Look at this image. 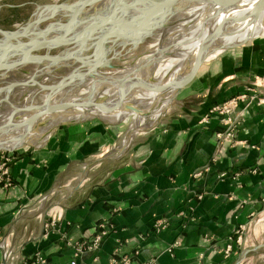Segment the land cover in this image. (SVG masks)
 I'll return each mask as SVG.
<instances>
[{
	"label": "crops",
	"instance_id": "crops-1",
	"mask_svg": "<svg viewBox=\"0 0 264 264\" xmlns=\"http://www.w3.org/2000/svg\"><path fill=\"white\" fill-rule=\"evenodd\" d=\"M238 97L236 137L220 143L227 118L210 111ZM173 100L119 157L124 133L107 122L135 121L116 113L12 151L0 264H236L264 211V35L208 59Z\"/></svg>",
	"mask_w": 264,
	"mask_h": 264
},
{
	"label": "bare ground",
	"instance_id": "bare-ground-1",
	"mask_svg": "<svg viewBox=\"0 0 264 264\" xmlns=\"http://www.w3.org/2000/svg\"><path fill=\"white\" fill-rule=\"evenodd\" d=\"M123 1H127L129 7L126 10L123 9L121 11L122 15L124 13L126 14L123 16L124 20L121 22L122 24L117 30H112L115 33L107 40L104 53H101V49L98 47V43L102 37L108 34V31L97 33L87 42V44L79 54L80 56H86L90 59L102 57L103 63L97 64L92 67H84L77 62H67L59 64L43 62L39 63L38 65H33V67L37 66V69L29 73L28 77H26L23 81H14L11 83H9L10 80L4 81L8 84L3 83V86H5L6 88L5 91L0 92V124L7 122L14 107H23L31 104L32 102L35 103L37 101H43L44 99H48L51 102H58L60 100L85 98L90 94L98 96V90L100 88H98V85H96V80L102 75L105 77L104 79L107 78L108 72L102 71V69H109V67H103V65H105L107 61L112 60L108 58V52H117L113 53V57L116 58V56L119 55L118 52L120 53L121 49H123L125 45H128L126 43L127 41L124 38L131 36V33H133L135 38H137L138 43L139 41L147 39L148 35L152 34L150 31H154V29H150L152 23V27H154L156 25V22L160 20H162L161 23H166L170 20V23H172L174 19H179V25L177 26V28L179 31L185 29V32L182 31L180 37L177 39H175V37L173 36L174 40H172V46L166 45V47H164L165 49H159L158 52L154 54V56H152L153 54H151L153 52H150V54H145L146 59H144L146 60V62L148 61L147 59H152V63L144 64L145 68L142 67L144 70L141 68L142 70L140 72H137V75L140 77H143L142 75L146 76L143 77L145 79H149L152 76L155 80L154 82L156 83H168L176 78L179 74L191 69L192 65L196 61L201 44L205 39L209 37L210 34L215 31V29H218L228 18L239 17L244 14L252 13L259 0H239V2H237L235 5L228 7L211 4L207 0H202L199 2L181 1L175 4L176 6L171 9H177L175 12H169V15H166L164 17L163 14L160 13V11H153L154 14L150 12L151 9L153 10L156 8V1ZM163 1L167 2L168 0H160L158 1V3H162ZM103 3L104 7L102 8V10L100 9V11H86L83 9L86 13H88L87 18L83 17V19L74 20L73 17L68 18V16L64 15L62 16V18L65 17V19L69 22H48L46 23L47 29H42V27L40 29H37L30 38L47 40L56 36H69L78 34L86 27L90 19L93 20L99 15H102L103 13L108 11L109 2L104 1ZM44 7V5L39 7L36 12L39 14L40 10H43ZM81 13L83 12H76V15ZM138 15L140 17H137ZM118 17H120V13L118 14ZM30 22L32 23H30L29 27L34 24L32 20ZM69 23H71L70 26ZM21 28L24 27H16V29ZM37 32L39 33L38 35L36 34ZM138 34L139 37L137 36ZM263 35L264 8L256 20L252 21L248 19L243 22H229V24H227L225 32L220 37L212 41L209 52V59L221 53L222 47H226L230 44L248 42L256 37ZM5 41L7 40H4V43L7 46L11 45V43H15L12 41ZM18 41L22 42L25 40ZM18 41H16V43ZM44 52L45 51L37 53ZM60 52L61 51L59 50V53ZM214 54L216 55L213 56ZM22 56L23 54L20 52H12L7 56L6 59L13 60L16 58H21ZM52 65L55 68L51 69L49 73L47 70H50V66ZM80 66L81 69H79ZM135 66L141 67L139 63L135 65L129 64L125 67L120 66L119 69H121L122 72L113 73L111 75L110 78L113 79V81L110 83L111 85L107 83L101 84L100 95H107L111 100L117 99V97H119L120 95L119 82H117L119 81L118 78L121 75L131 73L134 70ZM91 69H93L91 73H93L95 70L96 72H94L93 75H87L84 78L82 82L83 84L81 86L75 85L74 81H69L68 79H66L67 76L75 74L76 71H80L76 74L77 76H79L80 73L86 74ZM13 70H19L20 73L22 71V69ZM11 71L12 70H9V72ZM5 72L8 71L0 72V82L4 79L3 76ZM53 77H55L56 80L53 79V81ZM155 78L165 79H162L161 81ZM24 81H31V85L17 86L14 88L11 87V85L14 83H21ZM33 81L37 83L36 86H34ZM49 82L52 83L49 84ZM113 82L116 83L114 84ZM40 86H49L51 88L53 87L54 89L49 88L47 90H42ZM57 87L59 88L55 89ZM13 95L16 96V99L12 98ZM173 95V89L165 94H156L147 91H135L128 97V100L132 101V103H134L135 105L137 104L143 106V112L137 113L126 108H120L116 111L111 112L120 115L122 119L134 117V121L136 123L135 124L133 122L131 124L130 134L124 135L126 138H123L122 145L114 149L115 151H119V153L117 154L118 157L129 151L128 146L131 145L132 139L135 135L141 132H148L165 117L168 109L173 104L174 100H170ZM105 114L107 113L101 112L98 113V116H103ZM30 115L31 113L28 112L18 114L15 117L14 122H24ZM153 116H155L153 122L148 124V119ZM89 118L90 117L83 115L77 110L45 117L42 119L41 124H39V128L37 130L35 129V131L27 133L24 138H20L23 133L22 131H20V129L13 133L10 132L9 136L0 135V149H14L29 145L35 146L37 148L42 147L51 138L56 127L64 123L79 122ZM143 120H146L147 125H141L140 122H142ZM110 154L111 152L108 153V155ZM46 210L48 213V209Z\"/></svg>",
	"mask_w": 264,
	"mask_h": 264
},
{
	"label": "water",
	"instance_id": "water-1",
	"mask_svg": "<svg viewBox=\"0 0 264 264\" xmlns=\"http://www.w3.org/2000/svg\"><path fill=\"white\" fill-rule=\"evenodd\" d=\"M96 1H108V11L103 13L102 15H99L95 19H90L86 25V27L78 34L74 35H62V36H56L51 39L47 40H38V39H32L30 36L34 34V32L37 29H40L46 22H48L51 18L54 16H68V18H71L75 16L76 12L82 11L83 9H86L87 7H90L94 4ZM139 1H155V0H139ZM181 1H188V2H196V1H202V0H168L166 3L163 1L162 3H157V6L155 9H151V13L153 11H160L161 14H163V17L166 15H169V12L173 13L177 9L171 10L175 4L181 2ZM211 4H215L222 7H228L233 6L239 0H207ZM127 1H119V0H77L75 2H63V3H51L45 5L43 10H40L38 17L36 18L34 24L29 27L31 22H28L24 28L21 29H12V30H5L0 27V36L2 39H0V72L9 71L13 69H22L23 67H27L30 65H36L43 62L53 63V64H59V63H67V62H77L78 64L84 66V67H92L97 64H102V57H96L93 59H90L86 56H80L81 50L84 48V46L87 44V42L94 37L97 33L108 31V34H106L104 37H102L98 43V47L101 49V53H104L105 44L107 40L115 33L112 30H117L119 26L122 24L121 22L124 20V15H122L121 11L123 9H127L128 6ZM264 8V0H259L250 14H244L239 17H232L226 19L224 23L218 28L215 29V31L209 35L207 39L203 41V43L200 46L198 56L196 58V61L192 65L191 69L188 71H184L183 73L179 74L176 78H174L172 81L168 83H156L152 82L149 79H145L143 77H140L137 75V72L140 71L141 67H136L131 73L121 75L117 82H119V88H120V95L117 97V99H109L107 101L98 102V97H101V84H110L113 79L112 78H106L102 75L99 77V79L96 80L98 85V96H95L94 94H90L85 98H78V99H69V100H60L58 102H51L48 99H44L43 101H37L32 102L29 105L21 106V107H14L10 118L7 120V122L0 124V135H10V132H15L20 129L22 131V135L20 138H24L27 133H30L32 131L37 130L39 127V124H41V121L43 118L57 115L60 113H67L70 111L77 110L81 112L83 115L87 117H98V113L106 112L111 113L113 111H116L120 108H126L131 111H135L137 113L143 112L140 107H138L135 104H132L131 101L128 100V97L134 93L135 91H147L152 92L156 94H165L169 92L171 89L174 90V95L170 99L172 100L176 94L177 91H179L181 88L188 85L196 76L199 68L202 66L204 62H206L209 59V52L212 45V41L214 39H217L220 37L226 30L227 24L229 22H243L245 20H256L259 14L262 12ZM73 13H75L73 15ZM107 13V14H106ZM120 13V17H118V14ZM156 13V14H160ZM154 14V13H153ZM135 22V21H134ZM162 20L156 22V28H158L159 25H161ZM164 23V22H163ZM71 23H69V26ZM153 23L150 26V29H152ZM47 29V28H46ZM149 29V30H150ZM26 41H18V40H24ZM29 38V39H28ZM18 41L14 44L11 43V45H5L4 40L10 41V40ZM5 41V42H7ZM9 43V42H8ZM247 42L243 43H237V44H230L226 47L221 48V52L239 47L241 45H244ZM54 49H61L60 53L58 54H51L52 50ZM45 51L44 53H37ZM12 52H20L23 54L21 58H16L13 60L6 59L7 56ZM103 67H114L111 65V61H107ZM81 69V66L79 67ZM93 69L89 70L86 74L80 73L79 76L76 74L80 71H76L75 74L69 75L66 77L69 81H74L75 85L81 86L83 83L84 78L87 75H93L96 70L92 72ZM34 86L37 85L35 81H33ZM114 83V82H113ZM116 83V82H115ZM114 83V84H115ZM30 86L31 81H24L21 83H14L11 85V87H17V86ZM111 85V84H110ZM42 90H47L51 87L49 86H40ZM60 87V86H59ZM59 87L55 88L58 89ZM96 87V86H95ZM94 87V88H95ZM5 86L0 87V92L5 91ZM51 89H54L53 87ZM31 113V115L26 119L24 122H14L15 117L18 114L22 113ZM99 118V117H98ZM130 131V129H129ZM15 134V133H14ZM17 149V148H14ZM4 150H13V149H0V152ZM264 248V245H260L257 247H254L252 249H247L243 252L240 259L237 261L236 264H239L240 261L249 253L253 251H259Z\"/></svg>",
	"mask_w": 264,
	"mask_h": 264
},
{
	"label": "rangeland",
	"instance_id": "rangeland-1",
	"mask_svg": "<svg viewBox=\"0 0 264 264\" xmlns=\"http://www.w3.org/2000/svg\"><path fill=\"white\" fill-rule=\"evenodd\" d=\"M75 1H77V0H0V27L5 29V30L16 29V27H20V26L25 27V25L30 20L35 22V20H36L35 18H37L39 15L36 12L39 7H41L43 5L51 4V3H63V2H75ZM155 1L158 2L160 0H155ZM103 2L104 1H96V3L94 2V4L92 6L87 7L90 9H84V10H86V11L99 10L100 11V9L102 10V8L104 7ZM84 10H82L83 13H81V14H77V15L75 14V16H73V19L78 20V19H83V17L87 18L88 13H86ZM61 19L66 20L65 17L62 18V16H54L48 22L53 21V22L58 23V21H60ZM170 21L169 22L167 21L166 23H162L161 25L158 26V28H156V25H155L152 28V29H154L155 32L150 30L152 34L148 35L147 39L139 41L138 43H137V38H135L133 33H131V36L126 37L127 39L124 38L127 41L126 43L128 45L127 46L125 45L123 47V49H121L120 53L118 52L119 55H117L116 58L113 57L114 56L113 53H117V52H114V51L111 53L108 52V58L112 59L111 65H113L114 67H110L109 69H102V71L108 72L109 76L107 75V78L111 77V75L113 73L122 72V70L119 69L120 66L125 67L129 64L135 65V64L139 63L140 66L145 68L144 64L152 63V59H147L149 62L148 61L146 62L145 54H150V52H153L151 54H153L152 56H154V54H156V52H158L159 49H165L164 47H166V45L172 46L171 43L173 42L172 40H174V37H175V39L179 38L181 32L182 31L185 32V29H182L180 31L178 30L177 26L179 25L178 24L179 19H174L172 21V23H170ZM48 22H46V23H48ZM46 23H45V25H46ZM36 34L38 35L39 33L37 32ZM137 36L139 37V34ZM0 38H1V36H0ZM24 40H27V38ZM10 41L14 42V40H10ZM156 48H157V51H156ZM59 50H61V49H54V50H52L51 54H54V55L58 54ZM149 58H152V57H149ZM36 65H38V64H36ZM35 67H33V65L23 67L21 73L19 70H12L11 72H9V71L5 72L4 76H3L4 79L0 82V87L3 86V83L8 84V83H5L4 81L10 80L9 83L14 82V81H23L26 77H28L29 73H31L37 69V66H35ZM136 67H138V66H135L134 69H136ZM54 68L55 67L52 65V66H50V70H47V71L50 73L51 69H54ZM142 69H140V71ZM142 76L146 77L144 75H142ZM15 77H17V78H15ZM16 79H18V80H16ZM53 79L56 80L55 77H53L52 80ZM155 79L162 80L165 78H155ZM149 80L152 82L155 81L152 76L149 78ZM50 83H52V82H49V84ZM18 90H20V89H18ZM14 95H16V94H14ZM14 95L12 98L16 99V96H14ZM109 99H110L109 96L103 95L101 97H98L97 101L103 102V101H107ZM131 103H132V101H131ZM132 104H134V103H132ZM137 106L140 107L141 109H143V106H141V105H137ZM95 118L99 119V120L101 119L98 117H95ZM105 122H107V121H105ZM131 122H132V119L129 118L127 121H120L117 123H112V122L111 123L107 122V123H109L110 125H114V126L119 127V130H122L124 135H129L130 134L129 129H130ZM57 128L58 127H56L54 129V132ZM124 135H123L122 139L126 138ZM26 148L35 149L37 147L29 145V146L20 147V148L13 149V150H4V151H17V150H24ZM241 233H244V235L243 236L241 235L238 237V243H239L238 260L240 259V257L242 256V254L245 250L252 249L256 246L264 245V211L262 213H260L259 215H257L251 221L250 225L246 229L241 230ZM239 264H264V248L259 250V251H253V252L247 254L240 261Z\"/></svg>",
	"mask_w": 264,
	"mask_h": 264
},
{
	"label": "built area",
	"instance_id": "built-area-1",
	"mask_svg": "<svg viewBox=\"0 0 264 264\" xmlns=\"http://www.w3.org/2000/svg\"><path fill=\"white\" fill-rule=\"evenodd\" d=\"M245 98V96H243ZM241 98H234L229 102H226L222 105L216 106L213 108L210 113H218L221 116H224L227 118L228 123V129L225 133H221L218 135L220 139V143L223 141H232L236 137V129H237V120H232L231 117H233V112L236 110L239 101ZM207 119V118H206ZM12 151H2L0 152V183H5V186L9 187L12 185V178L10 176V163L13 161L14 157L11 154ZM158 226L161 228L162 222L158 224ZM103 231L102 234L105 235L108 233L107 225H102ZM113 228V226H112ZM102 237H96L93 243L88 247L89 250H95L99 247L101 243ZM80 251H82L81 248H79ZM5 257L8 258L9 254H5ZM44 263V262H40ZM71 264H76V261H73Z\"/></svg>",
	"mask_w": 264,
	"mask_h": 264
},
{
	"label": "flooded vegetation",
	"instance_id": "flooded-vegetation-1",
	"mask_svg": "<svg viewBox=\"0 0 264 264\" xmlns=\"http://www.w3.org/2000/svg\"><path fill=\"white\" fill-rule=\"evenodd\" d=\"M45 6V5H44ZM86 9H90V8H86ZM134 16V15H133ZM137 17H140L139 15L137 16ZM31 21V20H30ZM29 21V22H30ZM58 22H64V23H66V22H69V21H67V20H63V19H61L60 21H58ZM55 23H57V22H55ZM46 28V25L44 24V26H42V29H45ZM1 39V38H0ZM33 39V38H32ZM26 41V40H25ZM14 42H16V41H14Z\"/></svg>",
	"mask_w": 264,
	"mask_h": 264
}]
</instances>
